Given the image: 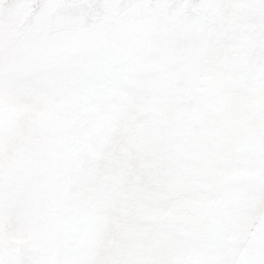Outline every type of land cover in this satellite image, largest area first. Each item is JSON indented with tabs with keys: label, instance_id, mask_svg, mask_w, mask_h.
Listing matches in <instances>:
<instances>
[{
	"label": "snow or ice",
	"instance_id": "6c2138e0",
	"mask_svg": "<svg viewBox=\"0 0 264 264\" xmlns=\"http://www.w3.org/2000/svg\"><path fill=\"white\" fill-rule=\"evenodd\" d=\"M0 264H264V0H0Z\"/></svg>",
	"mask_w": 264,
	"mask_h": 264
}]
</instances>
